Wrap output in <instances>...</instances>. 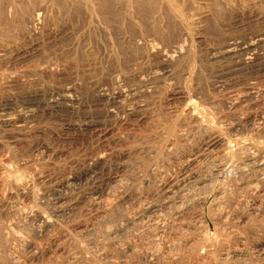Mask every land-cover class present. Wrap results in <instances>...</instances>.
Instances as JSON below:
<instances>
[{"label":"rangeland","instance_id":"374dc122","mask_svg":"<svg viewBox=\"0 0 264 264\" xmlns=\"http://www.w3.org/2000/svg\"><path fill=\"white\" fill-rule=\"evenodd\" d=\"M151 1L0 0V121L10 123L0 122V230L21 237L0 240V264H83L69 259L75 241L90 240L105 227L109 235L95 254L97 262L213 264L207 248L198 257L189 253L202 223L216 238L225 228L235 231L249 223L264 228V182L244 195L232 186L230 166L203 189L208 195L203 205L183 207L178 217L166 213L155 224L139 219L129 224L145 204L159 206L176 184L188 183L209 157L210 133L188 114L176 113L183 91L223 124L239 116L228 96L235 90L245 94L249 84L261 92L254 106L242 110L248 112L241 113L245 125L260 122L252 113L264 110V0ZM253 40H259L254 60L242 65L238 50ZM175 46L193 57L191 76L178 55L171 64L162 62V53ZM229 47L236 54L220 64L206 60ZM165 67L168 76L151 78ZM66 88L74 101L69 109L55 104ZM119 89L125 99H117ZM65 177L74 179L67 188L61 185ZM95 188H108L101 197L105 203L90 198ZM34 201L47 215L59 205L72 209L46 227L35 217ZM36 226L42 231L36 233ZM243 237L230 239V247L227 242L241 254L226 264L244 258L263 262L264 236ZM172 245L179 258L165 263Z\"/></svg>","mask_w":264,"mask_h":264},{"label":"bare ground","instance_id":"6f19581e","mask_svg":"<svg viewBox=\"0 0 264 264\" xmlns=\"http://www.w3.org/2000/svg\"><path fill=\"white\" fill-rule=\"evenodd\" d=\"M153 1H155V3L160 2L163 4H167L169 2V0H159V1L153 0ZM153 1H151L150 3L152 4ZM148 2L149 1H147V3ZM154 15H153V17L157 16V15H155V16ZM35 17H37V15H35ZM145 36H146V34H145ZM155 36H157V35H155ZM148 37H150V36H148ZM143 38H145V37H143ZM141 39L142 38H140V40ZM144 41L142 40L141 42L144 43ZM148 42H147V44H149ZM258 42H259V40L250 41L247 45L244 46L245 48H241L240 50H238V52L242 51V54L240 56L242 58V59L240 58L241 59L240 64L249 65L254 60V55H256L254 52H255V49L257 48ZM152 43H154V42H152ZM144 44L146 45V42ZM152 46H154V45L151 44V46H147V47H152ZM154 48L155 47H152L153 51L155 50ZM180 48L181 47H179V46L178 47L175 46V47L171 48V50L168 52H166V50H165L166 53H164V54L162 53V55H161L162 56L161 58H163L164 60L163 59H161V60H162V62H166L168 64H171L174 62V57L176 55H178L177 60H179V59L181 60L178 62L187 63V68H186L187 75L191 76L192 73L194 72V68H195V66L193 64V57L190 56V58H188L189 54L186 55L187 57L182 56L181 55L182 51ZM224 50H223V48H218V49L214 50L213 52H211L207 55L206 60L209 63L220 64V62L223 61L225 58L232 57L237 52L235 47H233V48L229 47L226 51H224ZM159 57H160V55H159ZM155 72H157V71H155ZM168 75H169L168 67H165L160 71V73H154L153 72V74H151V78L154 80H160L163 77H166ZM247 87L248 88L245 87L247 89V90L245 89L246 90L245 94H242L241 92H238L236 90L232 93L229 92L231 95L228 96L229 98L227 100L229 101V104L232 107V109L236 110V108H237L236 112H239V116L237 118H235L234 121L230 122L229 124H223V122L220 121V119H217V117H214V113L211 110V108L208 107L207 105L199 103L198 100L196 98H194V96L191 95L189 92H186V91L182 92V95L179 97L180 103H179V106L176 108L177 109L176 113L178 114V116H182L183 114L185 116V114L186 115L188 114L191 117L192 121L194 122V124L197 128L203 129V130L207 131L208 133H210L211 139H209V140H211V141H209V145L207 146L208 147L207 153L209 152L208 153L209 157L207 156L208 159L207 160L205 159V162H203L199 167H196V171H192L191 177L189 175L190 178L189 179L187 178L188 183H186V184L183 183L181 185L176 184V187H174L173 189L171 188L172 190H171V193H169V197H165L166 201L165 202L161 201L162 204H159V206L157 205L158 204L157 202L145 204L143 209H141V213L134 215L133 217L130 218L129 224L133 223L136 219H139L141 222L145 220V223H148V222L154 223V222H157L159 218L166 216L165 215L166 213L169 216L172 214L175 217L179 214V212L181 211V209L183 207L188 208L189 206H191L193 204H197L199 206L203 205L207 196H208L207 193L203 189H205L207 186L211 185V183L213 182V179L216 177L217 174H219L222 171V169L225 166H230V171L228 172V170H227L226 172L231 174V175L230 174L229 175L232 178V180H231L232 186L236 190H238L239 192L242 191L243 193L245 192L248 195L254 194L258 191V185L259 184L261 185V183L264 182V110H262L260 112H253L252 113L256 117L259 118L260 122H258L257 124H255V123L251 124L250 126L245 125L246 124L245 123L246 122L245 121L246 115L241 114V113H248V112H245L242 110L243 109H249L252 106H254L257 102V97L255 95L257 93L261 92V89L257 88L256 86L253 87L249 84V85H247ZM123 90H121V89L118 90V93H117L118 98L117 99H119L120 97L122 98L123 95H124L123 98L126 96L125 91H123ZM233 90H234V88H233ZM71 94H72L71 90H69L67 88L65 90L61 91L60 93H58L56 95L58 97L57 98L58 101L56 99L55 104L60 106V107L65 108V109L66 108H68V109L72 108L74 101L72 99ZM231 112H233V111H231ZM249 114H250V116H252L251 113H249ZM190 117H189V119H190ZM0 122H2L1 124L5 127L9 123L8 119H3ZM100 134H99V136H100ZM102 136L105 137L106 134L104 133ZM228 169H229V167H228ZM224 172L225 171H223V173ZM6 173L8 175L13 174L10 171H8ZM223 173H221V175ZM73 181H74L73 178L65 177L61 181V185L65 188H67L72 184ZM102 187H104V186H102ZM105 187H106V185H105ZM107 191H108V188L107 189L106 188L105 189L104 188L103 189L102 188L101 189L95 188L91 192L90 198H92V197H93V199L94 198L95 199L100 198L102 200V198H104L103 196H106L108 194ZM166 192H170V190L166 191ZM224 192L225 191L223 190L220 194H218V195H220V198L217 195L219 199H221L222 197L224 198V196H223V194L225 195ZM245 193H244V195H245ZM167 195H168V193H167ZM163 197H164V195H163ZM39 198H40V200L46 199V198L44 199L43 195ZM61 199L62 198L60 197L59 201ZM35 200H39V199L37 198ZM105 200L108 201L107 198ZM102 201H104V200H102ZM221 201H222V199H221ZM223 202H225V201H223ZM38 203L36 201H34L33 202L34 205L32 206V208L33 207L36 208L35 217L41 223L40 225L46 226V227H51V226L55 225L57 223L58 217H61V215H63L64 213H66L70 209H72L71 204H69V205L66 204L65 206L59 205L57 207H52L53 208L51 210L52 214L47 215L45 213L44 208H42V206H40L42 204L39 205ZM104 203H105V201H104ZM58 204H60V203H58ZM107 206H108V204H107ZM35 208H33V209H35ZM170 209L172 212L171 213L167 212ZM105 210H106V207H105ZM221 212H222V210H221ZM198 222L202 223L200 221H198ZM134 224H132V225H134ZM202 224L201 225L199 224L200 225L199 226L200 229L198 232L199 238L198 237H197L198 239L194 238L195 241H190L188 244V247L190 249L189 253L190 254L192 253L193 256L195 255L198 257L199 252L201 250H204L205 248H207L206 250H208V254H207V252H206V254L209 255L208 257L210 258L211 261H214V262H212L213 264H216L215 263L216 260L221 261L222 264H226V262H228V260L230 261V259H232L234 255L236 256V258H239V255L241 254L240 251L235 252V251L229 250V247H230L229 246V244H230L229 240L230 239L232 240L233 237H235V239L238 238L237 242L238 241L241 242L242 238L244 239L243 236L249 237L248 239H252V238L255 239L257 237L259 238L260 236H264V228L254 226V225H252V223L251 224L249 223V225L246 228L245 227L241 228V229L238 228V230L234 229L235 231H232L230 229L225 228L223 230V232L220 231L221 233L218 234L219 236L216 238L213 236V234L210 235L208 233V228L206 226H203L204 228L201 227ZM33 229H35L36 233H39L42 231V228L39 226H36ZM153 234H156V233L153 231ZM108 235L109 234L107 233V229L105 227L102 231H97L96 233L92 234L91 237H89L90 240H88V239H86V241H81V240L75 241L74 240L75 244L77 246V249L75 250L76 253L71 254L69 259H71L73 262L78 260V261L82 262L83 264H107L108 261H106V259L103 262L102 261L97 262L95 259V254L97 253V255H98V253L101 252V249H103L104 244L107 241ZM157 236L159 238L160 235L157 234ZM161 236H162V234H161ZM161 236H160V238H162ZM8 237H9V239L11 238V240H13L15 242L21 241V237L16 232H12V231L10 232V231H8V229L0 230V240L1 241L6 240ZM212 237H214V238H212ZM250 237H252V238H250ZM245 241H246V238H245ZM227 242H228V246H229V247L227 246L228 249H226L227 248L226 247ZM244 244L242 243V245H240V244H238V245L245 246ZM88 246H90V247L92 246V248H95L94 250L96 252H94L93 250L88 248ZM235 250H238V249H235ZM178 251L174 250V245H172V247H170V249L168 248V250L165 251L166 252L165 253V259L161 257L163 255H161L160 257H157V258L158 259L162 258L163 261H165V263L166 262L170 263V261L174 262V261H176V259L179 258L180 253L178 254ZM161 252L162 251H160L159 253H161ZM241 252H243V251L241 250ZM209 258H208V260H209ZM11 259H14V258H11ZM162 259H160V260H162ZM244 259H241L240 261L238 259V262H236V261L232 262L231 261V263H229V264H264L263 260H262L263 262L250 263L249 260H248L249 261L248 262L247 260L245 261ZM158 262L160 263V261H158ZM161 263L164 264V262H162V261H161ZM218 263H220V262H218Z\"/></svg>","mask_w":264,"mask_h":264}]
</instances>
